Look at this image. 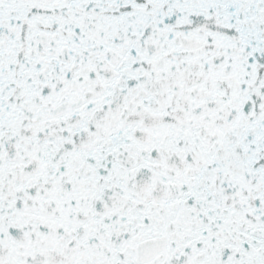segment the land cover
<instances>
[{"label":"snow or ice","instance_id":"6c2138e0","mask_svg":"<svg viewBox=\"0 0 264 264\" xmlns=\"http://www.w3.org/2000/svg\"><path fill=\"white\" fill-rule=\"evenodd\" d=\"M0 264H264V0H0Z\"/></svg>","mask_w":264,"mask_h":264}]
</instances>
